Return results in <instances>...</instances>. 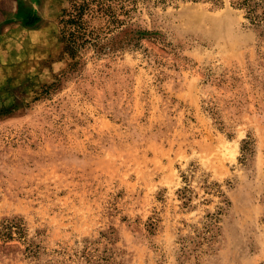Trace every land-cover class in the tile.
Listing matches in <instances>:
<instances>
[{"label": "rangeland", "instance_id": "rangeland-1", "mask_svg": "<svg viewBox=\"0 0 264 264\" xmlns=\"http://www.w3.org/2000/svg\"><path fill=\"white\" fill-rule=\"evenodd\" d=\"M69 6L0 0V264H264V24L140 0L72 67Z\"/></svg>", "mask_w": 264, "mask_h": 264}, {"label": "trees", "instance_id": "trees-1", "mask_svg": "<svg viewBox=\"0 0 264 264\" xmlns=\"http://www.w3.org/2000/svg\"><path fill=\"white\" fill-rule=\"evenodd\" d=\"M140 0H70L63 10L59 23L64 43L63 51L74 59L72 67L81 63L78 57L87 49L105 54L130 44L137 45L150 33L132 24V16ZM222 3V0H212ZM255 24H264V0H231ZM33 23L29 20L28 24ZM14 222L6 223L0 233L10 236Z\"/></svg>", "mask_w": 264, "mask_h": 264}]
</instances>
